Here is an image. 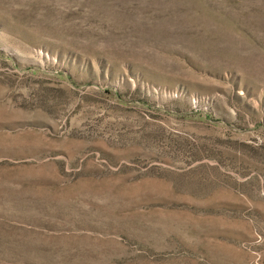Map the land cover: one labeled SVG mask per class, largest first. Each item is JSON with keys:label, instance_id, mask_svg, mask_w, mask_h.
<instances>
[{"label": "rangeland", "instance_id": "rangeland-1", "mask_svg": "<svg viewBox=\"0 0 264 264\" xmlns=\"http://www.w3.org/2000/svg\"><path fill=\"white\" fill-rule=\"evenodd\" d=\"M0 264H264V0H0Z\"/></svg>", "mask_w": 264, "mask_h": 264}]
</instances>
